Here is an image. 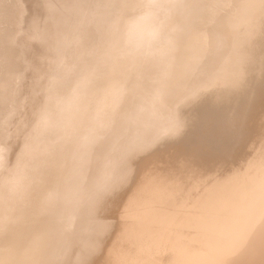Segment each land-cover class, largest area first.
<instances>
[{"label":"bare ground","instance_id":"1","mask_svg":"<svg viewBox=\"0 0 264 264\" xmlns=\"http://www.w3.org/2000/svg\"><path fill=\"white\" fill-rule=\"evenodd\" d=\"M0 264H264V0H0Z\"/></svg>","mask_w":264,"mask_h":264}]
</instances>
